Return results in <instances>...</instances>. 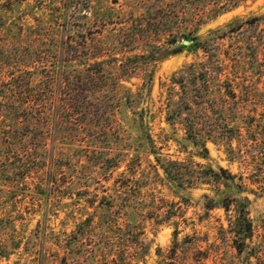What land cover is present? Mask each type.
<instances>
[{"label":"rangeland","instance_id":"1","mask_svg":"<svg viewBox=\"0 0 264 264\" xmlns=\"http://www.w3.org/2000/svg\"><path fill=\"white\" fill-rule=\"evenodd\" d=\"M157 158L235 177L181 187ZM228 194L260 223L264 0H0V264H259Z\"/></svg>","mask_w":264,"mask_h":264},{"label":"trees","instance_id":"2","mask_svg":"<svg viewBox=\"0 0 264 264\" xmlns=\"http://www.w3.org/2000/svg\"><path fill=\"white\" fill-rule=\"evenodd\" d=\"M258 19V18H254ZM65 27L67 29V21L65 20ZM196 41H198V38H194ZM206 48V47H205ZM66 41L63 38V32H62V39L58 46L57 51V60H61V63L59 65V68H53L50 70L49 79H50V87L52 86V94H55V90L64 87V96L66 100H74L76 96H78L76 93H84V84L78 83L76 86L78 88H73L74 83L71 81L70 76L67 73V70L65 68L64 64V55L66 51ZM207 49V48H206ZM206 52H209V50H205ZM213 62H209L208 65H205V68L203 69V73L207 74L209 71H211L210 65H212ZM220 67V66H219ZM125 75V74H123ZM90 82V81H88ZM87 80L85 81V84L87 83ZM56 88V89H55ZM70 90V92H69ZM87 91V90H86ZM39 100L38 98L34 99L33 101ZM32 101V100H30ZM175 105V104H174ZM32 107V106H31ZM53 108L52 112L46 113L45 110H43L44 115H47L50 118L51 114H57L58 110L55 109V105L51 106ZM38 110V109H37ZM40 111V110H38ZM34 111L31 112L33 114ZM177 110L174 112L176 114ZM171 111V114H174ZM42 115V114H39ZM35 117V116H34ZM170 121H173L172 117L168 118ZM172 119V120H171ZM57 122L54 124H51V129H56ZM188 135L190 139L194 143H198V136L196 133H194L193 127L188 126ZM205 151H208L205 144H202ZM157 161L161 163L160 158H157ZM164 172L167 174L168 178L171 180H174L177 182L179 186H188L191 187L194 185L193 177L196 179H203L206 180L207 183L211 184L214 182H219L221 180L225 179V184L232 180L235 175H233L227 168L219 167L218 172H214L211 168L205 169V170H194L191 171L186 170L188 172H182L184 166V162L178 161V160H170L168 163H161L160 164ZM188 177V178H186ZM202 180V181H203ZM220 191V190H219ZM210 204H218L222 206L227 212L233 211V214L230 215L229 218V227L227 229V232L232 234V241L233 245L238 251V253L243 254L246 252L247 259H250L252 257L258 259L259 264H264V215L262 218H259L258 221L260 223H255V220H253L250 217L249 212V204L250 200L249 198H233L231 195H226L221 201H216L215 199L210 200ZM217 202V203H216ZM210 207V206H209ZM214 207V205H213Z\"/></svg>","mask_w":264,"mask_h":264},{"label":"water","instance_id":"3","mask_svg":"<svg viewBox=\"0 0 264 264\" xmlns=\"http://www.w3.org/2000/svg\"><path fill=\"white\" fill-rule=\"evenodd\" d=\"M184 44H189V41L188 40H184Z\"/></svg>","mask_w":264,"mask_h":264}]
</instances>
